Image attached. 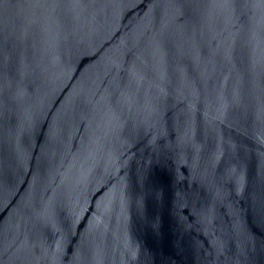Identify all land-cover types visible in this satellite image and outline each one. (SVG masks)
Instances as JSON below:
<instances>
[{
    "label": "water",
    "instance_id": "95a60500",
    "mask_svg": "<svg viewBox=\"0 0 264 264\" xmlns=\"http://www.w3.org/2000/svg\"><path fill=\"white\" fill-rule=\"evenodd\" d=\"M0 264H264V0H0Z\"/></svg>",
    "mask_w": 264,
    "mask_h": 264
}]
</instances>
